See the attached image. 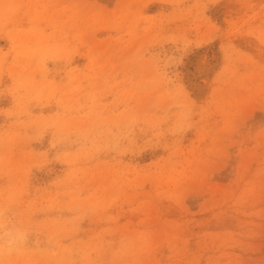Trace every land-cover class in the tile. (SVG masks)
Wrapping results in <instances>:
<instances>
[{
	"label": "rangeland",
	"instance_id": "obj_1",
	"mask_svg": "<svg viewBox=\"0 0 264 264\" xmlns=\"http://www.w3.org/2000/svg\"><path fill=\"white\" fill-rule=\"evenodd\" d=\"M0 264H264V0H0Z\"/></svg>",
	"mask_w": 264,
	"mask_h": 264
},
{
	"label": "bare ground",
	"instance_id": "obj_2",
	"mask_svg": "<svg viewBox=\"0 0 264 264\" xmlns=\"http://www.w3.org/2000/svg\"><path fill=\"white\" fill-rule=\"evenodd\" d=\"M203 62H205V61H203ZM198 64H199V63H198ZM202 65H203V64H202ZM201 67H202V66H201ZM205 71H206V70H205ZM197 83H198V82H197ZM199 85H200V84H199ZM199 85H198V86H199Z\"/></svg>",
	"mask_w": 264,
	"mask_h": 264
}]
</instances>
